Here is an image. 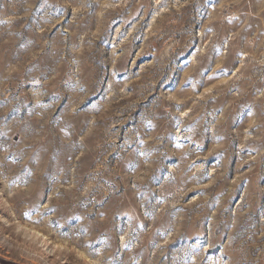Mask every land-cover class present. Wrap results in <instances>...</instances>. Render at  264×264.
Returning <instances> with one entry per match:
<instances>
[{"label":"rangeland","instance_id":"obj_1","mask_svg":"<svg viewBox=\"0 0 264 264\" xmlns=\"http://www.w3.org/2000/svg\"><path fill=\"white\" fill-rule=\"evenodd\" d=\"M0 264H264V0H0Z\"/></svg>","mask_w":264,"mask_h":264},{"label":"bare ground","instance_id":"obj_2","mask_svg":"<svg viewBox=\"0 0 264 264\" xmlns=\"http://www.w3.org/2000/svg\"><path fill=\"white\" fill-rule=\"evenodd\" d=\"M3 219L5 220V218H3ZM17 224H19V223H17ZM24 226L23 225H20V228L25 232V235L24 236H26L27 238L28 237H32V238L34 237V238L38 239V243L40 244V246L43 249H45V250H48L49 249V252L50 251L52 252L54 250V247L50 248L48 246V243L49 242H48L47 236H45L44 234L43 235L40 234L38 231H36V230H34L32 228L30 229V228H27V226L26 227H24ZM21 233H23V232H21Z\"/></svg>","mask_w":264,"mask_h":264}]
</instances>
